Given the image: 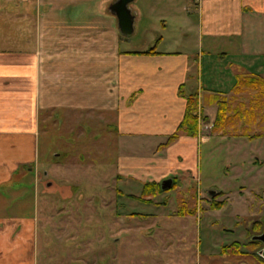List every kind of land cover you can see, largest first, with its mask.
<instances>
[{
    "label": "crops",
    "instance_id": "1",
    "mask_svg": "<svg viewBox=\"0 0 264 264\" xmlns=\"http://www.w3.org/2000/svg\"><path fill=\"white\" fill-rule=\"evenodd\" d=\"M12 1L16 7L0 8V21L8 20L18 33L11 39L6 32L10 44L0 48V181L23 171L26 154L32 159L39 116L52 109L62 111L60 119L69 113L115 114L113 125L105 118L104 123L119 138L110 163L119 182L131 177L142 189L144 182L180 171L195 176V136L180 135L158 146L183 117L179 85L198 92L210 121L214 95H230L238 74L264 76V0H146L144 5L137 0L130 8L129 35L119 30L114 0H6ZM132 38L139 41L138 50L128 48ZM151 47L154 53H145ZM215 64H222L218 73L227 85L212 78L202 85L203 73L213 74ZM250 165L238 171L235 179L243 178L238 187L244 190L251 181L263 191L264 171ZM22 188L7 185V194L0 193V264H47V254L38 258L37 214L20 211L25 189L32 191L29 205L36 213V177L29 189ZM109 236L98 245L106 248ZM103 250L98 251L102 258ZM103 264H110L108 255Z\"/></svg>",
    "mask_w": 264,
    "mask_h": 264
},
{
    "label": "rangeland",
    "instance_id": "2",
    "mask_svg": "<svg viewBox=\"0 0 264 264\" xmlns=\"http://www.w3.org/2000/svg\"><path fill=\"white\" fill-rule=\"evenodd\" d=\"M0 1L2 9L17 6L15 1ZM136 1H131L129 8ZM139 3L144 5L146 0ZM13 26L8 25V20L0 21V48L10 44L4 39L6 32L11 39L18 34ZM138 42L132 38L128 48L138 50ZM213 66V74L203 73L201 84L212 78L216 84L223 82L226 86L229 80L222 81L224 75L220 78L218 73L222 64ZM240 97L248 101L250 95ZM197 102L201 119L195 136L199 144L196 175L180 171L175 187L149 195L151 202L138 198L142 192L138 182L131 177L119 182L114 163L110 166L120 143L113 126L105 128L104 121L111 120L113 125L114 113L91 118L82 112L69 113L60 119L62 111L52 109L53 113L39 116L32 159L26 154L23 171H15L0 181V193L4 195V186L29 189L36 177V213L29 205L34 198L32 191L23 192V188L20 191L25 197L19 209L37 214L39 261L45 260L47 254V264H103L107 255L110 264H264L253 255L260 245L249 243L252 235L262 233L252 228V223L264 220L263 186L250 181L240 190L243 178L235 179L238 171H248L251 163L256 166L254 171H264V118L247 121L243 115L216 131L212 130L215 115L207 120L200 96ZM25 153L26 150L22 156ZM33 166L38 171H27ZM213 201H221L220 207L212 208ZM181 205L186 211L194 209V213L180 215ZM133 212L146 214L133 217ZM105 234L111 240L106 239L103 248L98 239ZM233 241L240 252H221L223 245ZM99 248L104 249L103 258Z\"/></svg>",
    "mask_w": 264,
    "mask_h": 264
},
{
    "label": "trees",
    "instance_id": "3",
    "mask_svg": "<svg viewBox=\"0 0 264 264\" xmlns=\"http://www.w3.org/2000/svg\"><path fill=\"white\" fill-rule=\"evenodd\" d=\"M145 53H154V47L149 48ZM177 92L185 100L184 113L181 121L178 123L175 130L167 135L163 142L158 146H166L171 142L175 141L180 135L196 136L198 131V118L201 108H198V92L195 90L193 92H187L184 85H179ZM245 93L249 94L250 97L248 101L241 99V95ZM236 101L233 105V101ZM214 101L216 103L215 117L213 120L212 130H223L227 125L237 122L239 118L246 115L247 121H255L258 116L264 118V76L259 74H238L234 82L233 88L230 95H214ZM262 110V111H261ZM260 112V113H259ZM173 183L171 187L167 189H161L160 182L147 181L142 185L141 195L138 197L142 201L151 202L149 195L154 196L158 193H162L165 190H169L176 185L175 177H172ZM136 197V196H133ZM212 208H218L221 205V201L211 202ZM182 211V212H181ZM180 215L194 213V209H188L181 205L180 210H178ZM177 213V214H178ZM134 214H138L133 212ZM252 228L257 231H263L264 220L259 222H253ZM250 244L260 245L258 250L253 253L258 261L264 263V243L259 240H252L250 237ZM238 243L233 241L228 245H223L221 252H226L228 250L234 249V251H239Z\"/></svg>",
    "mask_w": 264,
    "mask_h": 264
},
{
    "label": "water",
    "instance_id": "4",
    "mask_svg": "<svg viewBox=\"0 0 264 264\" xmlns=\"http://www.w3.org/2000/svg\"><path fill=\"white\" fill-rule=\"evenodd\" d=\"M133 0H114L111 4V9L115 13L118 20V27L122 34L129 35L132 32V13L129 8V3ZM173 179L171 176L163 178L160 181L161 189H167L171 187ZM209 193L214 194V191H209ZM252 240H259L264 243V230L260 234L252 235Z\"/></svg>",
    "mask_w": 264,
    "mask_h": 264
},
{
    "label": "built area",
    "instance_id": "5",
    "mask_svg": "<svg viewBox=\"0 0 264 264\" xmlns=\"http://www.w3.org/2000/svg\"><path fill=\"white\" fill-rule=\"evenodd\" d=\"M200 119H201V118L199 117V118H198V122L200 121Z\"/></svg>",
    "mask_w": 264,
    "mask_h": 264
}]
</instances>
